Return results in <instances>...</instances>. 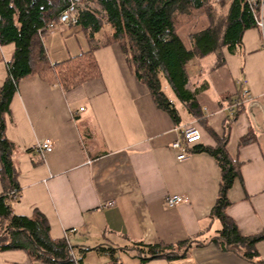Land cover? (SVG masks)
Segmentation results:
<instances>
[{
	"label": "crops",
	"instance_id": "1",
	"mask_svg": "<svg viewBox=\"0 0 264 264\" xmlns=\"http://www.w3.org/2000/svg\"><path fill=\"white\" fill-rule=\"evenodd\" d=\"M264 21V5L261 9ZM206 28L209 20L195 24ZM109 26L96 34L103 40ZM184 43L189 47L184 36ZM48 58L57 63L90 49L79 24L58 22L43 40ZM15 44L0 46V87L7 77V63ZM225 63L213 68L215 57L203 60L194 81L207 83L198 101L203 114L193 117L178 104L176 123L157 107L148 87L141 83L118 43L95 50L100 75L71 90L51 84L39 75L21 79L6 114V136L15 143L12 160L17 169L21 197L16 213L45 214L54 239L67 238L80 264H111L97 247H115L124 264H253L212 240L221 228L212 216L221 168L217 159L199 146L217 145L210 132H225L234 107L223 98L237 91L243 110L232 123L227 151L240 163V175L227 195V214L244 235L264 229V29H247L234 53L223 51ZM83 108V109H81ZM195 123L202 141L177 158L173 142L183 127ZM250 135L252 141L241 143ZM50 138L54 148L42 155L40 141ZM1 168V160H0ZM0 176V194L3 192ZM168 195H181L177 206H168ZM113 206H107L109 201ZM190 241L184 257L156 258L141 263L131 247L136 242L177 244ZM264 260V240L257 243ZM0 264H47L33 260L23 249L0 250ZM77 264V263H73Z\"/></svg>",
	"mask_w": 264,
	"mask_h": 264
},
{
	"label": "trees",
	"instance_id": "2",
	"mask_svg": "<svg viewBox=\"0 0 264 264\" xmlns=\"http://www.w3.org/2000/svg\"><path fill=\"white\" fill-rule=\"evenodd\" d=\"M86 1L96 7L79 8L77 24L86 32L90 49L53 63L47 56L43 40L51 27L66 21L64 12L71 0H0V46L15 44L13 57L7 63V77L0 87V176L4 188L0 194V250L23 249L33 260L47 264H80L87 249L81 248L76 257L67 238H52L49 220L40 210H34L31 216L14 210V203L21 197V187L12 160L16 145L6 136V114L11 112L10 104L21 79L39 75L65 91L71 90L99 77L95 50L118 43L137 79L148 87L157 107L179 123L178 104L193 117L203 114L198 95L207 89V83L199 84L193 76L203 60L214 56L213 68L223 65V48L234 53L242 44L244 32L258 26L259 8L254 11L249 0H226L224 15H219L210 0ZM201 13L209 18V25L190 34L188 47L179 29ZM106 25L109 26L108 34L103 40L97 39L96 34ZM223 100L234 107L225 121L224 134L218 136L210 130L217 145L198 147L213 155L221 168L219 194L212 209V216L220 219L221 228L212 241L253 264H264L257 249V243L264 240V229L257 234L244 235L226 212L230 204L227 193L240 175V163L230 157L226 146L231 125L244 108L243 94L241 91L226 94ZM252 140V136L246 135L241 143ZM131 247L144 263L156 258L184 257L191 246L186 240L177 244L136 242ZM97 251L109 255L111 264H124L115 247L99 246Z\"/></svg>",
	"mask_w": 264,
	"mask_h": 264
},
{
	"label": "built area",
	"instance_id": "3",
	"mask_svg": "<svg viewBox=\"0 0 264 264\" xmlns=\"http://www.w3.org/2000/svg\"><path fill=\"white\" fill-rule=\"evenodd\" d=\"M251 6L253 7L254 11L256 8H259V15L257 17L258 20V26H260L262 29H264V21L261 15V9L264 5V0H249ZM83 3V0H71L69 8L64 12V16L66 19V23L68 25H76L77 24V16H78V10L81 7V4ZM54 28H50V32ZM244 100H250L247 93H242ZM239 104V102H237ZM83 109V108H81ZM202 141V132L199 126L195 123L187 124L183 127L182 135L178 139H176L172 147L178 152L177 158L179 160H186L189 158L190 153L189 150L192 149L194 146L199 144ZM54 148L53 141L50 138H46L43 141H40L37 145V149L42 155H45L49 152H51ZM184 200V198L181 195H168L165 199L168 206H177L179 203H181ZM115 204V201H109L107 203V206H113ZM73 254V253H72Z\"/></svg>",
	"mask_w": 264,
	"mask_h": 264
},
{
	"label": "rangeland",
	"instance_id": "4",
	"mask_svg": "<svg viewBox=\"0 0 264 264\" xmlns=\"http://www.w3.org/2000/svg\"><path fill=\"white\" fill-rule=\"evenodd\" d=\"M210 3H211V5L215 6L218 9L219 15L226 14V7H225L226 6V0H210ZM87 5L92 7V8L96 7V5L94 3H92L91 1L83 0V3L81 4V6H87ZM202 17H205L209 20V18L204 13H201L197 17H195L193 20H191L189 23L182 25L181 28L179 29V33L184 36V39L187 41L189 46H190V38H189L190 34L204 28L200 25V23L195 24ZM224 49L225 48H223V50Z\"/></svg>",
	"mask_w": 264,
	"mask_h": 264
}]
</instances>
